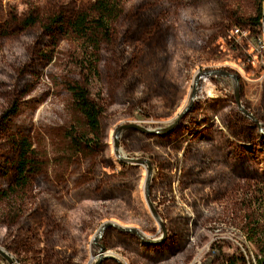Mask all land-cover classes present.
Returning <instances> with one entry per match:
<instances>
[{
    "label": "rangeland",
    "instance_id": "374dc122",
    "mask_svg": "<svg viewBox=\"0 0 264 264\" xmlns=\"http://www.w3.org/2000/svg\"><path fill=\"white\" fill-rule=\"evenodd\" d=\"M93 3L0 0V264H257L264 0H121L74 33Z\"/></svg>",
    "mask_w": 264,
    "mask_h": 264
},
{
    "label": "trees",
    "instance_id": "16d2710c",
    "mask_svg": "<svg viewBox=\"0 0 264 264\" xmlns=\"http://www.w3.org/2000/svg\"><path fill=\"white\" fill-rule=\"evenodd\" d=\"M120 13L121 0H94L92 13H79L74 20L70 21L69 26L74 33L83 36L93 28H95L96 31L105 30L106 25L110 24ZM54 21L55 23L61 22L58 19H54ZM36 22V20L30 17L26 19L25 23L30 25ZM87 23L91 26L87 27ZM251 23L253 25L264 24V10L261 9L259 15L252 18ZM69 89L72 92L75 105L86 119L87 126L93 133L98 134L101 128L100 114L102 111L99 104L91 97L89 90L82 84H71L69 85ZM216 119H218L217 122H220L218 116ZM19 149L20 154L17 161V171L19 172V179H22L33 162H31L28 157L30 150L28 145H24L23 142L19 145ZM229 264H231V262H229ZM257 264H264V243L261 245Z\"/></svg>",
    "mask_w": 264,
    "mask_h": 264
}]
</instances>
